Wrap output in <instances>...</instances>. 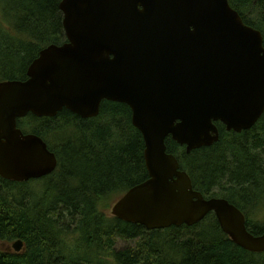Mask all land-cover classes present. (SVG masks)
Instances as JSON below:
<instances>
[{
  "label": "water",
  "instance_id": "water-1",
  "mask_svg": "<svg viewBox=\"0 0 264 264\" xmlns=\"http://www.w3.org/2000/svg\"><path fill=\"white\" fill-rule=\"evenodd\" d=\"M66 42L42 49L27 79L0 82V177L27 183L55 172L57 157L18 120L82 119L104 101L127 105L142 134L148 179L112 208L113 217L148 231L193 227L214 214L238 247L264 253L244 213L224 198L194 190L171 138L186 153L228 132L253 128L264 115V39L229 0H61ZM23 242L13 244L20 253Z\"/></svg>",
  "mask_w": 264,
  "mask_h": 264
},
{
  "label": "trees",
  "instance_id": "trees-1",
  "mask_svg": "<svg viewBox=\"0 0 264 264\" xmlns=\"http://www.w3.org/2000/svg\"><path fill=\"white\" fill-rule=\"evenodd\" d=\"M61 0H0V82L26 80L40 51L66 40ZM264 39V0H229ZM220 139L186 153L171 138L195 191L228 200L248 230L264 234V115L241 133L218 123ZM25 134L54 152V173L27 183L0 177V242L22 241L20 253L0 251V264H264V253L236 246L214 214L193 227L148 231L109 215L115 198L145 182L142 134L130 108L104 101L100 115L82 119L64 109L55 118L18 120ZM112 214V212H111ZM118 239L131 246L117 250Z\"/></svg>",
  "mask_w": 264,
  "mask_h": 264
},
{
  "label": "rangeland",
  "instance_id": "rangeland-1",
  "mask_svg": "<svg viewBox=\"0 0 264 264\" xmlns=\"http://www.w3.org/2000/svg\"><path fill=\"white\" fill-rule=\"evenodd\" d=\"M124 195L121 194L119 196H117L115 198V200L113 201V205L111 206V211H112V208L114 207V205L123 197ZM111 211L108 212V214L111 216ZM17 241L15 242H12V243H2L0 242V251H3V252H14L13 250V244L16 243ZM131 246V243H129L128 241H124V240H121V239H118L117 242H116V248L117 250H124L128 247ZM24 249V245H23V248H22V251Z\"/></svg>",
  "mask_w": 264,
  "mask_h": 264
}]
</instances>
